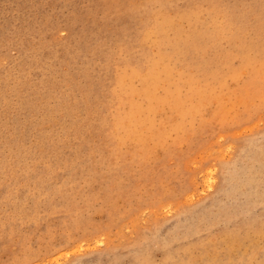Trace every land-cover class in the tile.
I'll return each mask as SVG.
<instances>
[{"label": "rangeland", "instance_id": "1", "mask_svg": "<svg viewBox=\"0 0 264 264\" xmlns=\"http://www.w3.org/2000/svg\"><path fill=\"white\" fill-rule=\"evenodd\" d=\"M0 264H264V0H0Z\"/></svg>", "mask_w": 264, "mask_h": 264}, {"label": "bare ground", "instance_id": "2", "mask_svg": "<svg viewBox=\"0 0 264 264\" xmlns=\"http://www.w3.org/2000/svg\"><path fill=\"white\" fill-rule=\"evenodd\" d=\"M210 173V172H209ZM212 178V177H211ZM79 249V248H78Z\"/></svg>", "mask_w": 264, "mask_h": 264}]
</instances>
